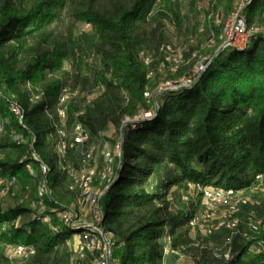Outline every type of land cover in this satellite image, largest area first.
Masks as SVG:
<instances>
[{
    "label": "trees",
    "instance_id": "16d2710c",
    "mask_svg": "<svg viewBox=\"0 0 264 264\" xmlns=\"http://www.w3.org/2000/svg\"><path fill=\"white\" fill-rule=\"evenodd\" d=\"M98 2H76L72 18L80 26L74 31L70 26L65 42H59L52 26L60 22L66 0H0V183L9 186L7 195L17 188L28 202L0 204V264H8V249L16 246L34 250L28 264L76 263L70 240L84 231L64 225L60 215L69 204L77 209L67 174L77 165L67 164L78 152L67 150L60 157L55 147L66 141L60 133L70 140L79 124L88 144L102 140L110 128L119 136L115 145L121 156L115 157L114 177L98 202L100 226L117 264H165L168 255L179 259L165 248L183 257L199 251V264H264L262 227L256 234L248 231L253 236L248 243L231 230L213 235L230 254L217 258L193 244V212L175 204L187 191L196 197L195 186L241 191L255 187L257 176L264 179V31L243 49L213 50L190 88L145 98L151 88L143 58L155 32L147 31L162 17L154 9L156 0L114 1L110 7ZM230 9L217 12L219 21L230 17ZM242 15L246 29L264 27V0H248ZM213 31L218 39V29ZM85 67L90 78L83 83L98 89L91 100L74 94ZM151 111V119L133 121ZM126 119L133 122L124 125ZM42 181L49 195L43 210L36 196ZM253 242L262 252L250 256Z\"/></svg>",
    "mask_w": 264,
    "mask_h": 264
},
{
    "label": "rangeland",
    "instance_id": "374dc122",
    "mask_svg": "<svg viewBox=\"0 0 264 264\" xmlns=\"http://www.w3.org/2000/svg\"><path fill=\"white\" fill-rule=\"evenodd\" d=\"M77 1L78 0H66L65 7L60 14V22L52 26L54 33L53 38L55 40L65 42L69 27L71 26L73 31L79 28L80 25L74 24L72 18V11ZM114 1L122 2L126 0H99L98 5L100 7H110V4ZM247 4L248 0L245 1L243 6L237 0H156L154 9L155 11H160L162 17L153 22L151 29H148L147 31L149 32L150 30H154L155 32L152 35L153 38L150 43L151 49L143 58V66L146 68L147 79L151 88V93L148 95L145 94V98L154 97L155 94L162 91H174L179 88H190L192 86L190 84L188 86L181 85H183V83L187 80L193 81L200 77L201 73L206 69L212 59L211 56L213 50H215L214 52H218V50H227V45L229 44H233L236 49L245 48L249 39L248 36L239 34L235 31V22L237 20H234V15L241 12L242 18L240 21L245 24L242 11ZM229 6L231 8L229 13L232 14H229L230 17L228 19L226 18L225 22H222L223 19L219 21L220 18L218 17L217 12L219 10L225 12ZM214 28L219 31L218 39L215 38V32L213 31ZM259 30L264 31V27L252 25L251 28L248 29V32H251V35H254L258 33ZM85 31L89 32L90 30L86 28ZM64 69L66 71L70 70L68 63L64 64ZM85 76L88 79L90 78V73L86 67L81 70V79L76 84L77 86L74 89V94L78 95V99L86 97L87 100H91L92 96L94 97V95L98 94V89L96 87H92V84L85 85L83 83ZM68 95L69 94L65 93L64 96L68 98ZM65 97L64 99H66ZM147 104H150V101ZM144 115V112H140L133 121L138 122L139 120H142V118L145 117ZM146 116L147 119H151L153 117V111L149 112ZM133 121L126 119L123 124L125 125ZM64 137L66 141L71 142L73 140V138L70 139V137H68L70 140H67L66 136ZM118 138L119 136L116 130L110 128L104 134L102 140H93L90 141L88 146L86 145V147H89V153H85V156L87 158H89L88 155L90 156L92 159V171L97 174L95 175V181L97 182H95L93 186V192L95 193H101L104 190L102 186L105 187V183L102 182L101 179H98L106 168V159H104L105 149L108 150V153L111 156H116L117 145H115V143L119 142ZM68 161L67 166L69 165V167H71V163L77 165L73 168L76 175H78V172L83 169L88 170V167H80L79 157H77L75 161L72 158ZM114 164L116 165L115 160ZM8 188L9 186L0 187L1 206L8 208L16 205H28V202L24 200L26 199V197H23L24 193L16 188L14 189V194L7 195L9 190ZM58 192L61 196L65 194L63 190ZM72 192L76 193L75 201L78 200V193L74 190H72ZM198 194L199 193H197L195 197L192 196L190 191H187L182 195L181 201L175 202V204L180 210L193 212L194 221L196 220L198 223H201L204 206L202 196ZM244 196L249 201V205L246 210L242 209L237 213V215L231 216L225 209L217 208L213 211L212 216L205 220V222L201 225H197V227L194 228L191 226L189 236L193 244H196V246L201 245L202 249L207 250L211 256L219 258L223 253L224 258L230 259V254L228 252L229 249L224 253V245L222 246L220 242L221 239H212L211 237L213 235H218L222 230L226 229L232 231V236L233 234H239L241 236H245L247 243L252 242L253 236L248 233V231L251 233L252 231L250 228L248 229V224L250 220H264V193L260 190V188L253 187L251 192L245 191ZM31 207L35 208L37 206L32 204ZM69 207L70 209H74L73 204H69ZM86 211H89V208H86ZM250 212L255 214V220L248 217L250 216ZM232 223L235 224L236 229L226 227L230 226ZM208 228L213 229L210 231V235L207 234ZM258 231L256 233H258ZM229 241L230 239H228L226 243ZM260 246V244H256L255 242L251 243L247 253L250 256H253L262 252ZM72 251L75 254V246L72 248ZM4 252H6V246L4 247ZM165 253L168 254V248L165 249ZM177 254L178 256L183 257L179 252H177ZM201 255L202 253L199 251L188 250L183 259H177L176 257L173 260L170 259L169 261L165 259L164 262L165 264H199L198 262H200Z\"/></svg>",
    "mask_w": 264,
    "mask_h": 264
},
{
    "label": "bare ground",
    "instance_id": "6f19581e",
    "mask_svg": "<svg viewBox=\"0 0 264 264\" xmlns=\"http://www.w3.org/2000/svg\"><path fill=\"white\" fill-rule=\"evenodd\" d=\"M239 33H246V35H249V34L251 35L252 34L251 32H248V29H246L245 24L242 21L239 22ZM227 46H228L227 49L234 48L233 44L232 45L229 44ZM181 86H185V83H183V85H181ZM178 87H180V86H178ZM37 100H38V97H33L32 98V102H36ZM63 100H64V97L61 99L60 104H62ZM13 112H14V114H15V116L17 118H19V119L21 118V112L19 111V109L17 110L16 108H14ZM57 114L62 119V118L65 117V110L63 108H60V109H58ZM145 119H147V117H145ZM78 126L79 125H76V127L74 129V137H73V140L71 142H69V141L66 142V141L63 140V141H60L56 145V147H55L56 152H57L56 154H58L60 157H64V152H67V150H74L75 143L78 140V132H77L78 131ZM81 131H82V136H84L86 141L88 142V135L85 132L84 127H82V126H81ZM0 132H2V129H0ZM60 135H61L60 136L61 138H65L63 133H60ZM12 138H13V140H16V141L18 140L17 136L13 135ZM85 148H86L85 153L86 154L89 153L88 152L89 147H85ZM116 151H117L116 152V154H117L116 156L117 157L116 156H111L108 153V150L105 149L104 159H106V168L104 169V171L102 170L103 173L101 174V176L99 178H98L99 175L97 176L98 179H101L102 182L105 183V187L102 186V188H104V190L102 192L100 191L101 193L93 192L94 183L97 182V181H95V175H97V174H95L96 172L94 173L91 170V175H88V170H84L83 169L82 171L78 172L79 173L78 175H76V172L74 171V169H70L69 176H70V178L72 180V184H71L70 190L71 191L72 190L76 191L78 193L77 196H79V199L77 198L78 200H76L77 208H81L82 207V203L86 202V203H91L92 204L93 210H99L98 202H99L100 198L103 196V194L106 192V190L108 189V187H109V185H110V183H111V181H112V179L114 177V173H115L114 160L116 161V159L120 158V156H121L120 145L119 144H117V150ZM88 157L90 158L89 155H88ZM115 157H116V159H115ZM34 159L37 160L35 157H34ZM46 172H47V169L44 166H41L42 175H45ZM258 177H260V176H258ZM261 178L262 177H260V179ZM256 180H257V177H256ZM207 189H209V188H204V187L200 188L199 186H195L196 192L199 193L202 196V199H204L205 192H206ZM213 190L214 191H219V192H225V194L238 193V200H247V198L244 196V192L248 191L249 189L248 190H241V191L222 190V189H213ZM37 191H38V194H37L38 204L37 205L44 208L43 202L47 198V196L49 197L48 190H47V185H46V183L44 181H42L40 183L39 188H38ZM98 191H99V188H98ZM225 194H218L217 195V202H223L225 204V206H232V211H237V213H238L243 208H247L248 207L249 201H237V199L234 198L233 195H225ZM205 204L208 205V208H215V198H213V197H205ZM63 213H69V211H65ZM228 214L232 216L233 212H228ZM254 215L255 214L250 213V216H248V217H251V218H253L252 220H255V216ZM100 218H101V214H100V210H99V228L100 229H98V227H95V226H92V225H74L72 223V221H71V216H66L65 214L61 213L60 219H61V221H62V223L64 225H67V226L68 225H70V226H80V227L83 228V231H84L82 234L80 233L79 235H77L78 244H77L76 249H75V254L77 256V259H76L77 260V264H84V256H82V248L79 247V238H87V239H90L91 241H96L97 242L98 254H105V251H106L105 236L107 237V234L103 230V228L100 226ZM193 221H194L193 218L189 221V227L192 226ZM226 227L235 228V224L232 223L230 226H226ZM235 229H233V230H235ZM250 229H251L252 233H256L259 230V228H250ZM210 231L211 230H208V232H207L208 235L211 234ZM111 245L113 246L112 243H111ZM18 247H21L20 248V256H27V264H28L30 258L34 255V250L32 248H30V247H24V246H16L14 248H11V249L9 248L8 249V256H7L8 264H23V263H20V261L17 258V256H14L15 255V249H18ZM28 250L30 252L29 255H28ZM111 264H117V261L115 260Z\"/></svg>",
    "mask_w": 264,
    "mask_h": 264
},
{
    "label": "built area",
    "instance_id": "2783aa9c",
    "mask_svg": "<svg viewBox=\"0 0 264 264\" xmlns=\"http://www.w3.org/2000/svg\"><path fill=\"white\" fill-rule=\"evenodd\" d=\"M243 5L246 0H237ZM241 11V10H240ZM241 19V12L235 14L234 20H237L235 22L236 28L235 31L239 33V22ZM242 35H246V33H239ZM248 36V39L252 35H246ZM195 82V80H187L185 82V86H188L189 84L192 85ZM17 109V108H16ZM18 110V109H17ZM148 113H146L144 116L147 117ZM145 117L143 119H145ZM78 140L75 143V148L74 151L78 152V157L80 159V167H88V175H91V170H92V165H91V158H87L85 156V147L88 144L86 141L85 137L82 136V131H81V124L78 126ZM64 144V143H63ZM67 152H64V157L66 156ZM70 170H67V174H69ZM89 184V183H88ZM3 184L0 183V187H2ZM255 187L260 188V190L264 193V179H260V177L257 176V184ZM253 188L249 189V191L246 192H251ZM218 194H225V192H219V191H214L213 189L209 188L205 192V196L203 199V206H204V213L201 217V223H198L196 220L192 224V228L197 227V225H201L205 220L209 219L213 211L216 210L217 208H222L225 209L226 212H233V215H237V211H232V206H225L223 202H217V195ZM225 195H233L234 198L237 199V201H248V200H238V193L235 194H225ZM205 197H213L215 198V208H208V205L205 204ZM86 208H89V211H86ZM36 208V207H35ZM41 210H43V207H38ZM253 213V212H250ZM65 214L66 216H71V221L74 225H92L95 227L99 228V210H92V204L91 203H82L81 208L77 209H69V213H62ZM264 228V220H259L258 221H249V228ZM207 230H213L212 228H208ZM105 243H106V251L105 254H98L97 250V242L96 241H91L90 239L87 238H79V247L82 248V256H84V263L90 262V264H111L113 261H115V258L113 257L112 250L114 246L111 245L110 243V237L105 236ZM20 248L15 249V255L19 259L20 263L27 264V256H20ZM175 254L178 256L177 252H172L169 251L168 249V254ZM30 254L28 250V255ZM179 259H183L184 257L178 256ZM70 264V263H69Z\"/></svg>",
    "mask_w": 264,
    "mask_h": 264
},
{
    "label": "crops",
    "instance_id": "0c3cea01",
    "mask_svg": "<svg viewBox=\"0 0 264 264\" xmlns=\"http://www.w3.org/2000/svg\"><path fill=\"white\" fill-rule=\"evenodd\" d=\"M87 206H85V208H86ZM88 209V208H87ZM70 243H72V246L74 247L75 246V249H76V246H77V244H78V241H77V236H74V237H72L71 238V240H70ZM165 249H167V248H165ZM166 260H170V259H174V257L173 256H171V255H168V256H166V258H165Z\"/></svg>",
    "mask_w": 264,
    "mask_h": 264
},
{
    "label": "water",
    "instance_id": "95a60500",
    "mask_svg": "<svg viewBox=\"0 0 264 264\" xmlns=\"http://www.w3.org/2000/svg\"><path fill=\"white\" fill-rule=\"evenodd\" d=\"M223 50H221L220 52H222Z\"/></svg>",
    "mask_w": 264,
    "mask_h": 264
}]
</instances>
